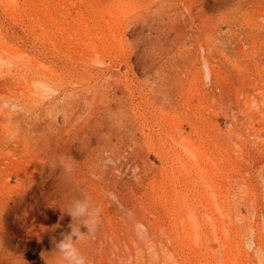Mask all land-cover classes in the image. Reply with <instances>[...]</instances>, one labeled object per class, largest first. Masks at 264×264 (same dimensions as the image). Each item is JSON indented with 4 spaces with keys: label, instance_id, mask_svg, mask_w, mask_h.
<instances>
[{
    "label": "rangeland",
    "instance_id": "rangeland-1",
    "mask_svg": "<svg viewBox=\"0 0 264 264\" xmlns=\"http://www.w3.org/2000/svg\"><path fill=\"white\" fill-rule=\"evenodd\" d=\"M39 144L118 192L89 264H264V0H0V189ZM5 214L0 264H57L68 215Z\"/></svg>",
    "mask_w": 264,
    "mask_h": 264
},
{
    "label": "bare ground",
    "instance_id": "bare-ground-1",
    "mask_svg": "<svg viewBox=\"0 0 264 264\" xmlns=\"http://www.w3.org/2000/svg\"><path fill=\"white\" fill-rule=\"evenodd\" d=\"M32 152L26 164L18 163L16 170L14 168L16 185L0 189L3 198L0 200V212L12 216L14 220L11 225L23 231L24 236H46L45 228L59 224V219L67 215L61 209H66L71 200L83 194L90 196L99 205L102 202L105 204L104 199L109 194L118 195L113 181L99 170L94 171L99 174V180L89 182V159L86 158L82 166L72 167L67 180L55 171L61 160L56 147L39 144ZM44 224L50 225L43 229ZM1 236L10 235L7 232L0 233V240Z\"/></svg>",
    "mask_w": 264,
    "mask_h": 264
},
{
    "label": "clouds",
    "instance_id": "clouds-1",
    "mask_svg": "<svg viewBox=\"0 0 264 264\" xmlns=\"http://www.w3.org/2000/svg\"><path fill=\"white\" fill-rule=\"evenodd\" d=\"M60 166L65 172L72 170L70 159L62 158ZM61 211L71 218V223L68 225L69 231L62 232L59 239L53 237V252L56 253L57 264H89L80 245L99 227L101 223L100 206L90 196L83 194L71 200L66 209H61ZM82 228L86 231H82ZM42 258L45 264H48L44 254Z\"/></svg>",
    "mask_w": 264,
    "mask_h": 264
}]
</instances>
